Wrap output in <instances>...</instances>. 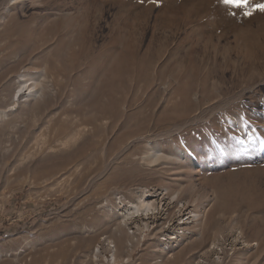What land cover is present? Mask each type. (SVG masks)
I'll list each match as a JSON object with an SVG mask.
<instances>
[{
  "label": "rangeland",
  "instance_id": "rangeland-1",
  "mask_svg": "<svg viewBox=\"0 0 264 264\" xmlns=\"http://www.w3.org/2000/svg\"><path fill=\"white\" fill-rule=\"evenodd\" d=\"M262 3L0 0V264H264Z\"/></svg>",
  "mask_w": 264,
  "mask_h": 264
},
{
  "label": "bare ground",
  "instance_id": "bare-ground-1",
  "mask_svg": "<svg viewBox=\"0 0 264 264\" xmlns=\"http://www.w3.org/2000/svg\"><path fill=\"white\" fill-rule=\"evenodd\" d=\"M18 91V90H17ZM36 94H37V92H35L34 90H33V88H28V89H23V88H20V91L18 92V94L17 95H22V96H26V97H35L36 96ZM18 97V96H17ZM20 98V97H19ZM16 102V101H15ZM15 107V106H14ZM14 107H12L11 109H13ZM162 153V152H161ZM159 154H155L154 155V158L155 159H157V157H159L158 156ZM145 197V196H144ZM133 204V203H132ZM142 206V205H141ZM141 206H139V204L138 203H136V204H133L132 206H131V210H132V212H134V211H139L140 210V208H141ZM130 210V211H131ZM134 210V211H133ZM143 210H145V211H147L148 213H149V211H151L152 213H154L155 211H156V208L154 207V205H153V201H148V200H144V204H143ZM131 212V213H132ZM241 235V234H240ZM238 237H239V235H238ZM241 237V236H240ZM175 238H179V237H172L170 234H167V233H165V238L163 239L165 242H164V244L166 245V246H168L167 248L168 249H170V244H172L174 241H176V240H173V239H175ZM236 239V238H235ZM109 240V239H108ZM236 241V240H235ZM110 243H111V241H109ZM242 242V241H241ZM221 244V241H218V242H216L215 244H214V246H213V251H214V253H218L217 255H219L220 254V252H221V254L223 255V250H221V249H218ZM234 244V243H233ZM111 247V246H110ZM219 250H220V252H219ZM114 251V250H113ZM225 253H226V250H225ZM114 256V255H113ZM115 257V256H114ZM219 258V257H218ZM218 259H216V261H217ZM220 261H221V259H219ZM218 260V261H219ZM215 261V262H216ZM215 262H212L211 261V259H207V258H202V259H200L198 262H197V264H214Z\"/></svg>",
  "mask_w": 264,
  "mask_h": 264
},
{
  "label": "snow or ice",
  "instance_id": "snow-or-ice-1",
  "mask_svg": "<svg viewBox=\"0 0 264 264\" xmlns=\"http://www.w3.org/2000/svg\"><path fill=\"white\" fill-rule=\"evenodd\" d=\"M224 3L230 4L234 7L244 8V7H248L249 0H224ZM255 7L260 11H264V3L257 4V5H255ZM249 14H251V13H249Z\"/></svg>",
  "mask_w": 264,
  "mask_h": 264
},
{
  "label": "built area",
  "instance_id": "built-area-1",
  "mask_svg": "<svg viewBox=\"0 0 264 264\" xmlns=\"http://www.w3.org/2000/svg\"><path fill=\"white\" fill-rule=\"evenodd\" d=\"M120 199V198H119Z\"/></svg>",
  "mask_w": 264,
  "mask_h": 264
}]
</instances>
